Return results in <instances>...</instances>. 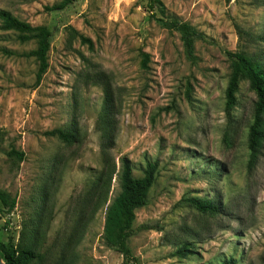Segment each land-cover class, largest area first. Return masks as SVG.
Returning <instances> with one entry per match:
<instances>
[{
	"label": "rangeland",
	"instance_id": "obj_1",
	"mask_svg": "<svg viewBox=\"0 0 264 264\" xmlns=\"http://www.w3.org/2000/svg\"><path fill=\"white\" fill-rule=\"evenodd\" d=\"M61 1L0 0V10L52 33L49 68L37 85L38 63L24 56L36 42L22 43L0 21V190L17 198L11 214L0 213V242L16 247L22 229L40 220L41 258L33 264H124L103 234L107 205L120 192L121 159L128 158L136 177L148 162L159 164L129 239L140 264L229 257L264 264V150L250 170L258 98L248 80L230 118L225 111L228 53L264 58V0H161L167 16L204 34L194 63L179 33L162 27L145 0H75L52 11ZM106 88L118 126L109 157L116 174L108 204L95 210L94 184L106 167L97 129ZM56 128H75L76 142L46 135ZM12 147L24 161L7 156ZM191 197L216 200L222 213H200L184 201ZM185 240L193 253L173 256Z\"/></svg>",
	"mask_w": 264,
	"mask_h": 264
},
{
	"label": "trees",
	"instance_id": "obj_2",
	"mask_svg": "<svg viewBox=\"0 0 264 264\" xmlns=\"http://www.w3.org/2000/svg\"><path fill=\"white\" fill-rule=\"evenodd\" d=\"M75 0H62L51 8L63 10L73 4ZM148 11L157 22L165 29L177 32L183 43L186 57L191 62H196L195 43L199 39H204V34L199 32L187 21L178 18H171L166 15L165 5L161 0H145ZM230 1V0H227ZM1 29L7 32H15L22 43L35 41L36 49L24 54L27 58H34L38 63L36 84L38 85L49 68V52L51 49L52 33L45 26H33L21 21L12 13L0 10ZM259 40L264 42V36ZM85 43L89 40L82 38ZM230 58L231 73L228 86L225 92L226 107L225 111L229 118L233 109L237 106V95L240 90V83L244 80L249 81V86L257 95V103L253 124L248 133L249 161L248 168L253 170L259 163L264 150V58L260 54L252 55L247 52L228 53ZM148 55H144L143 66L147 67ZM104 105L97 120V129L101 135V151L106 160V167L97 182L94 184V194L100 190L94 209L98 210L101 206L109 202V194L116 165L109 162L110 152L115 147L118 132L115 102L109 88L104 90ZM75 128H56L46 133L47 136L56 137L66 144H74L77 139ZM1 152V150H0ZM7 156L20 163L25 159V153L12 147ZM159 164L158 162H148L143 171L142 177L134 175V167L128 158L121 159L119 171L120 192L114 200L107 205L104 234L105 243L110 248L118 251L124 260V264H140L129 245V239L134 233L137 210L145 207L149 203V193L157 180ZM105 188V189H104ZM47 196V195H46ZM186 203L202 214L218 215L222 213L219 203L213 199L191 197L184 199ZM17 205V198L12 197L8 192L0 190V213L11 214ZM41 221L34 222L29 227H24L20 234L19 243L16 247L8 246L0 242V264H33L41 258L39 251L42 232L40 230ZM173 256L186 258L193 253L192 243L188 240L182 241L177 246ZM220 264H237L233 257L223 260Z\"/></svg>",
	"mask_w": 264,
	"mask_h": 264
},
{
	"label": "water",
	"instance_id": "obj_3",
	"mask_svg": "<svg viewBox=\"0 0 264 264\" xmlns=\"http://www.w3.org/2000/svg\"><path fill=\"white\" fill-rule=\"evenodd\" d=\"M0 260H1V257H0ZM1 264H5V263L1 261Z\"/></svg>",
	"mask_w": 264,
	"mask_h": 264
}]
</instances>
